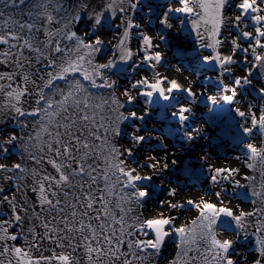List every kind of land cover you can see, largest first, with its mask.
Returning a JSON list of instances; mask_svg holds the SVG:
<instances>
[{
	"label": "snow or ice",
	"instance_id": "6c2138e0",
	"mask_svg": "<svg viewBox=\"0 0 264 264\" xmlns=\"http://www.w3.org/2000/svg\"><path fill=\"white\" fill-rule=\"evenodd\" d=\"M185 18L214 73L199 90L159 70ZM118 65L138 76L119 96ZM141 97L167 102L180 127L201 98L232 106L235 159L255 174L205 153L209 192L180 201L171 187L147 210L169 163ZM170 240L167 264H264V0H0V264H161Z\"/></svg>",
	"mask_w": 264,
	"mask_h": 264
},
{
	"label": "bare ground",
	"instance_id": "6f19581e",
	"mask_svg": "<svg viewBox=\"0 0 264 264\" xmlns=\"http://www.w3.org/2000/svg\"><path fill=\"white\" fill-rule=\"evenodd\" d=\"M187 27L179 37L169 38L167 47L162 46L164 53V63L159 69L163 74L168 75L170 78L179 79L182 83L191 82L194 86H198V90L202 87L203 82L208 76L214 75L207 66H202L199 62V57L207 55V50L199 49L195 39V33L191 32V18H185ZM145 31L149 34L155 31L154 26H147ZM111 29H107L106 33H111ZM112 35L105 36V39H112ZM133 48L136 47V40H133ZM112 52L111 46L102 55L98 56L97 60L100 63L105 62ZM173 66L180 67L181 72H175ZM120 67H127V65H118L117 68L112 69L107 74L111 79L116 80L118 84L116 94L119 96L120 90L129 83V81L137 79L136 73L131 71L127 73H121L118 69ZM144 72H140V75H144ZM239 74V72L237 73ZM76 78H79L77 76ZM71 79V77H70ZM63 83V82H58ZM208 95H217L218 92L215 88H212L207 93ZM180 96L181 94H176ZM145 98H140V107L146 108L149 112V116L146 120V127L152 132L155 137L151 141V145H157L156 138H162L164 143L168 145V163L169 169L164 173L163 179L157 178V185L154 186L153 195L151 201L146 206L147 210L151 211L158 207V202L164 200L167 197V189L171 187L177 188V200L183 201L186 199H199L200 195L209 192L211 186L207 183L208 172L207 163L200 160V156L209 153L212 156L211 163L216 166H229L238 167L241 169V175H253L244 164L243 158L237 160L236 156L243 157L242 146H237L235 140L240 136V117L236 116L235 112L231 111V107L223 102L217 105H211L206 102V98H201L200 102L194 106V115H191L189 120L180 127L178 122L171 117L173 109L167 102L159 101V103H153L151 105H144ZM256 102L255 100L253 101ZM193 128L201 129V132L197 139L192 141L195 145L189 144L184 140L186 132H190ZM227 138L226 143L222 141ZM191 145L190 150H186V147ZM154 154L163 155L164 152L159 148L154 149ZM175 160L176 163L172 164L171 161ZM184 168H190L193 174H201L204 178L202 182L195 181L189 178H181L179 173ZM191 181H188L190 180ZM240 179V177H237ZM242 183H247L241 180ZM231 191V190H230ZM237 191H244V189H237ZM31 195V194H29ZM234 204H241L244 208H248L247 201H241L240 199L234 200ZM198 215L194 208L183 210L180 214V218L177 223L189 221L194 219ZM222 235H228L230 233L221 232ZM59 251V250H57ZM175 251V241L170 240L167 244V251L164 253V259L161 264H167V260ZM247 255L252 251L251 246L245 245L240 249ZM39 255V253H34ZM44 255H50V252L45 251Z\"/></svg>",
	"mask_w": 264,
	"mask_h": 264
},
{
	"label": "rangeland",
	"instance_id": "374dc122",
	"mask_svg": "<svg viewBox=\"0 0 264 264\" xmlns=\"http://www.w3.org/2000/svg\"><path fill=\"white\" fill-rule=\"evenodd\" d=\"M225 140H227V138H225V139L222 141V143H226ZM195 144H196L195 142H194V143L191 142V145H195ZM191 145L188 146V144H187L186 150H190V149H191ZM179 176H181V178H183V179H185V178H189V177L191 176V177H192L191 179H193V180H195V181H200V182H202V180L204 179V178L202 177L203 175H201V174H196V175L193 174L190 168H184V169H182V170L180 171V173H179ZM191 179L188 180V181H191Z\"/></svg>",
	"mask_w": 264,
	"mask_h": 264
}]
</instances>
